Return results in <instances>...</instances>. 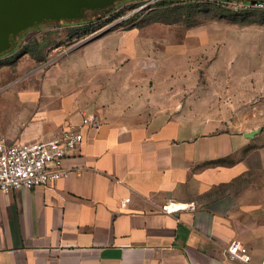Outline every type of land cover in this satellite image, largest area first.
Here are the masks:
<instances>
[{
  "label": "crops",
  "instance_id": "0c3cea01",
  "mask_svg": "<svg viewBox=\"0 0 264 264\" xmlns=\"http://www.w3.org/2000/svg\"><path fill=\"white\" fill-rule=\"evenodd\" d=\"M227 26L264 33V20ZM82 27L55 23L48 30L56 35L31 34L0 56V138L32 144L85 115L100 119L82 128L83 144L63 160L68 177L0 191V264H246L228 257L235 240L260 263L261 206L231 194L201 204L192 187L230 185L249 169L235 156L255 152L250 124L264 125L255 119L264 109L250 110L224 83L196 87L190 62L182 69L168 61L169 34L133 27L85 42L94 35L80 37ZM71 36L81 40L67 48ZM208 41H200L206 60ZM254 48L231 41L228 59Z\"/></svg>",
  "mask_w": 264,
  "mask_h": 264
},
{
  "label": "rangeland",
  "instance_id": "374dc122",
  "mask_svg": "<svg viewBox=\"0 0 264 264\" xmlns=\"http://www.w3.org/2000/svg\"><path fill=\"white\" fill-rule=\"evenodd\" d=\"M249 2L246 0L227 2H222V0H120L116 7L112 8V13L103 16L101 19H99L101 13L95 12L73 23L77 24L78 27L90 25L94 28V31L83 33L80 37L86 34L87 36L93 35V33L97 35L98 33L120 32L133 27L142 28L147 34H169L174 37L171 45L175 46V52L170 55L171 58L168 61L170 64L175 61L176 67L182 69L188 68L190 62L193 68L192 81L197 85L196 87L199 83L205 82L209 86H214L216 83L223 85L224 83L230 88L228 93L234 94L236 99L247 104L250 110H259L264 109V83L261 79L264 76V33H258L260 28L255 27L254 32L258 34L250 37L243 34L248 33V28H238L239 34H237L235 26H227L230 22H239L242 25L264 20V10L255 13L254 10L260 9L241 8L236 11L232 7L233 4L237 3L242 7ZM238 18L240 20H235ZM60 23L67 24L70 22L62 21ZM54 25L55 22L51 21L37 25L29 29L23 39L31 34L50 35L54 33L56 35L57 32H53L52 28L48 30V27ZM63 35H68V32L64 31ZM205 36L208 37L209 41L214 40L210 43L212 45L207 47L209 53L207 60L205 48L200 43L205 39ZM217 36L225 37L223 39L225 40L224 47L217 45L219 42ZM71 38V41L68 38L64 41H69L64 45L65 47L78 46V41L81 39L79 37L75 39L72 36ZM237 40L244 47L255 48L248 49V52L241 53L236 60L230 62L228 59L229 44L231 41ZM36 54L40 55V53ZM56 56L55 53L49 55L52 59ZM20 61L23 62V60ZM206 67L208 68V75L202 73V69L204 70ZM19 76L17 73L11 74L9 79L4 82L11 80V78L16 80ZM253 78H255L254 88L250 85ZM192 92L198 93V89ZM255 119L264 123V114L257 113ZM250 126L256 131L251 136L250 146L255 147L256 150L250 152V155L241 150L239 155L235 156L240 163L246 162L249 169L242 171L230 185L213 184L207 190L203 187L199 189V187L193 186L192 193L198 195L199 191L201 204L207 205L214 204V200L219 194H224V196L231 194L242 204L254 203L256 206H261L258 211L262 214L259 216L264 220V125L259 127V123H252ZM230 127L235 133L239 132V124L234 123Z\"/></svg>",
  "mask_w": 264,
  "mask_h": 264
},
{
  "label": "built area",
  "instance_id": "2783aa9c",
  "mask_svg": "<svg viewBox=\"0 0 264 264\" xmlns=\"http://www.w3.org/2000/svg\"><path fill=\"white\" fill-rule=\"evenodd\" d=\"M243 6L238 3L232 5L236 11L241 8L264 10V1H250ZM99 124V117L89 114L83 116L80 125H69L60 135L49 140L27 144L8 143L0 138V191L33 189L68 177L70 171L63 167V160L75 155L83 144L82 128L97 127ZM227 253L232 261L252 263L249 248L240 240L233 241ZM258 264H264V259Z\"/></svg>",
  "mask_w": 264,
  "mask_h": 264
},
{
  "label": "water",
  "instance_id": "95a60500",
  "mask_svg": "<svg viewBox=\"0 0 264 264\" xmlns=\"http://www.w3.org/2000/svg\"><path fill=\"white\" fill-rule=\"evenodd\" d=\"M118 1L120 0H0V56L11 51L13 40L32 27L47 21H78L84 18L86 11L113 7ZM100 35L98 33L85 42ZM255 132L248 136H253Z\"/></svg>",
  "mask_w": 264,
  "mask_h": 264
},
{
  "label": "flooded vegetation",
  "instance_id": "af4514ba",
  "mask_svg": "<svg viewBox=\"0 0 264 264\" xmlns=\"http://www.w3.org/2000/svg\"><path fill=\"white\" fill-rule=\"evenodd\" d=\"M227 1H231V0H222V2H227ZM246 1H252V0H246ZM117 4H118V2L113 7H108V8H104V9H100V10H88V11H86L84 18L87 17L90 13H95V12L97 13L98 12V13H101L100 14V18H99V19H101L103 16L109 15L110 13H112V8L116 7ZM84 18H82V19H84ZM28 30L24 31L15 40H13V48L11 49V51L6 52L4 55H6V54H8V53H10V52H12V51H14L15 49L18 48V46L20 44V40L24 37L25 33H27Z\"/></svg>",
  "mask_w": 264,
  "mask_h": 264
},
{
  "label": "trees",
  "instance_id": "16d2710c",
  "mask_svg": "<svg viewBox=\"0 0 264 264\" xmlns=\"http://www.w3.org/2000/svg\"><path fill=\"white\" fill-rule=\"evenodd\" d=\"M248 12H250V11H248ZM254 12L255 13H257V12H263L262 10H254ZM244 14V13H243ZM239 15V14H238ZM263 21V20H262ZM261 21V22H262ZM82 29H84V34L85 33H90L91 31H94V28L93 27H91L90 25H87V26H83L82 27ZM87 35V34H86ZM37 52V51H36ZM41 54V50H39L38 51V54ZM225 162H227V159H219V160H216V161H213V163H225Z\"/></svg>",
  "mask_w": 264,
  "mask_h": 264
},
{
  "label": "bare ground",
  "instance_id": "6f19581e",
  "mask_svg": "<svg viewBox=\"0 0 264 264\" xmlns=\"http://www.w3.org/2000/svg\"><path fill=\"white\" fill-rule=\"evenodd\" d=\"M175 207H176V205H175Z\"/></svg>",
  "mask_w": 264,
  "mask_h": 264
}]
</instances>
